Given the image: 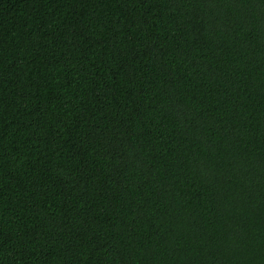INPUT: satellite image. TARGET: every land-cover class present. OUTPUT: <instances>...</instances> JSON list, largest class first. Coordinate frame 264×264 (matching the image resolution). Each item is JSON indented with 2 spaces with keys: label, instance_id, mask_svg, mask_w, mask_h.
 Wrapping results in <instances>:
<instances>
[{
  "label": "trees",
  "instance_id": "obj_1",
  "mask_svg": "<svg viewBox=\"0 0 264 264\" xmlns=\"http://www.w3.org/2000/svg\"><path fill=\"white\" fill-rule=\"evenodd\" d=\"M0 264H264V0H0Z\"/></svg>",
  "mask_w": 264,
  "mask_h": 264
}]
</instances>
